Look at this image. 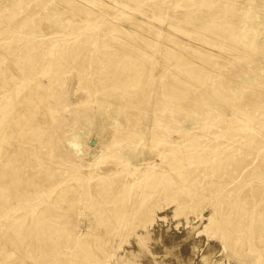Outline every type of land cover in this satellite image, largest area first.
I'll use <instances>...</instances> for the list:
<instances>
[{
  "label": "rangeland",
  "instance_id": "1",
  "mask_svg": "<svg viewBox=\"0 0 264 264\" xmlns=\"http://www.w3.org/2000/svg\"><path fill=\"white\" fill-rule=\"evenodd\" d=\"M13 1L14 0L9 4H14V6L16 4L18 7L25 5L20 2H18V5V0ZM237 1L240 4L245 0ZM109 2H113L114 5H116L119 1L108 0V3ZM251 4H253V6L259 5L255 12L250 11L245 15L242 12L241 14H237L239 18L244 16V24L237 31V38L240 40L235 38L234 40L227 41L228 43L226 42V45L217 44L215 48H213V45L211 46L209 44L211 43L209 41L211 35L207 31L199 30L197 27L189 25L186 20L181 18L189 14V9L185 8L182 4L173 5V3H171L166 9L165 15L161 14L159 18L158 15L150 18V15L149 17H145L147 21L143 19L149 22L146 24L147 26L145 25V28L149 26L148 28L150 29L152 26L154 28L155 25L161 26L162 24L163 28L165 27L164 29L166 31H170L173 37L177 35L175 37L177 38L179 36L178 39H181L182 42L185 40L184 43L186 44L183 43V45L180 42L181 45L179 43L175 46V48L177 47L176 49L174 48L176 50L175 52L181 49L177 54L180 52L181 54L179 55L183 54V56L195 55L193 57L197 56L200 60L211 58V60L219 61L220 59L219 62H222L221 64L225 62L224 64L227 65L225 67L223 66L222 69L213 68L219 73V75H215L219 78L216 81L215 78L213 79L214 76L209 79L187 77L180 63L174 60L171 61V56H168L169 54L163 56L161 52H158L160 43L157 42L155 46H151L149 43L144 42L145 47L142 46L140 49H136V53L138 55H141V53H149L152 55V58L148 59L145 63L147 68L145 67L142 70L140 66H137L135 69H129L130 76L127 84L106 86V81L103 80L100 74L101 71L98 70L99 67H93L91 64L82 67L79 64L81 62H76L78 57L72 54L71 46L68 43H64L63 45L57 43L55 50H53L55 47L53 45L50 46L48 51L45 49L36 51L35 55L32 57L26 55V43L19 47L20 50L18 48H15V50H6L3 43L10 39L6 37L8 36L6 33L0 34V53L6 55L4 62L10 63V65L13 64V69H15H12L14 72L8 71L7 75L4 74L6 75V81H0V153L3 150H10L11 146L18 147L19 144L22 145L20 150L23 151V154L24 151L34 153L32 147H36V145H31V147L29 146L26 148L25 138L21 137L20 131H13L12 127L13 121H16L18 118L14 117V115L16 116L14 111H16L17 108V98L20 96H30L28 94L29 90L33 91V96L37 94L40 98L47 95L46 101L49 105V111L51 112L49 118L50 121L51 118L54 119L49 130V142L51 144L49 143L50 146L48 145L47 148L43 147V153H46H34L35 157L40 156L39 160L45 159L47 161V168L46 166L45 168L48 172H46L45 169L41 176L38 174L40 172H36L37 176L31 177L30 180L31 182L33 180V183L29 180V185L33 186L28 185V189L26 188L28 196H26L27 194H6L5 191L0 188V264H62L61 257L64 261H67L63 264H72L73 261H81L82 258H87V256H84L80 250L74 253V249L76 247H87L88 241L76 244L75 240H72L71 233L72 231L74 233H76V231H79V233L82 231L86 232L89 226L88 224L92 222H94L95 229L102 235V238L113 241L110 244H105L102 241H92L97 252L94 253L95 255L89 260L90 264H202L203 258L207 257V254L208 256H213L211 260L214 264L218 261L224 264H251L250 262L253 255L249 253V250H246L248 249L247 247H243L242 255L245 257L240 259L236 257L237 259L233 258L234 260L232 258L229 259L227 252H224L223 248L221 250L222 242H220L218 236H214L215 231L212 228L208 229L210 224L209 221L206 220L213 211L217 210L215 207L217 200L221 201V199H219L220 192L217 190H213L214 192L211 191L212 185L210 181H212V177H214L212 174L214 171L215 173L222 171L220 178L221 180H226L225 184L229 188L242 184L243 187H245L243 188V192L246 195L251 193L261 195L262 193L260 191L264 192V162H261V160L264 159V148L261 147L264 138L259 140L261 141L259 144L247 134L248 132L246 131L243 133L239 131L238 133L240 134L238 135H226L218 145L209 144L206 147L209 149V153L206 157H203L206 154V150H203L197 153L199 154L197 158L187 157V165L184 163L170 165L171 169L166 175L158 176V178L160 177L158 182H160V185L163 184V186L160 188L156 185L152 188L151 193L154 198L150 201L154 202L150 205L153 208L151 214L145 218L143 216L134 217L130 221L128 219L129 217L131 219L133 215L132 211H135V207L133 204L127 203L122 210L120 218V222L122 220H127L122 227L121 224L117 223L118 226L120 225L119 227L116 225V228L114 227L115 229L111 227L107 228V226H104L107 223L105 221L103 222V219L99 221L97 217L102 213L100 210L105 207L107 210L111 209L110 203H102L104 197L100 194L98 198L94 197L100 201L97 206V201L95 203L93 197L89 198L85 196L83 198L80 191L75 195L67 197L66 201L59 196L58 192L62 190L65 185L70 187L73 183H79L77 180L66 182L67 179L69 180L70 177H73L72 175H75L76 161L86 165L91 164L88 166H92V163L101 156V150L98 148L95 135L88 136L77 148V144L74 143V140L82 133L83 126L94 125L99 113L105 109L109 110V108L111 112H114L119 104H121L124 109H126L125 107L129 109L128 107H132L133 105L135 107L138 106L140 110L138 108L137 110L132 109L131 112H136L135 116L138 117L139 127H151L152 130L159 129L164 130V132L168 129L166 137H168L169 140H177V132L182 129L189 130L191 133L194 132L198 125H202L200 123H203L206 127H208L209 123V127H211V124H216V122L221 120L227 110L231 111V104H229V102L234 99L237 105L241 104L240 106L244 107L240 110L243 111V113L238 111L240 114L238 112H233V114L231 111V116L233 118L236 120L240 119V121L242 120L243 122L245 121V124L250 125L251 122L246 121L248 120L247 116L250 114V116H257L263 121L264 107L262 109H253L250 105L247 106L248 104H246L245 107V104L243 105L237 98V95H239L237 91L240 85L247 87L252 85V90H257L256 86L251 82V76H254V74L258 78H261V84L258 83L257 85L264 89V74L262 73L264 69V0H252ZM60 5L61 8L65 10L66 5L63 3H60ZM90 5L92 6L91 3ZM126 5L125 3H119V5L113 9V12H111V16H113L116 24H118V26H124V28L130 26L133 19H135L134 21H138L140 16L139 11L147 8L144 4L137 2ZM0 6H3V4L0 3ZM10 12L14 15H19L23 13V10L19 8L16 12ZM125 12H127V14ZM81 16L82 14H79L77 17ZM6 18L8 17L5 16L1 19L5 21L7 20ZM45 21L47 20L45 19L44 22ZM129 22H131V24ZM235 22L238 21L235 20ZM125 23H128V25H125ZM168 23L170 24L169 26ZM176 25H181V27H177ZM211 26H219V22L212 21ZM169 27L171 29H169ZM174 28H176V30ZM4 30L5 28H3V31ZM31 30L32 27H26L24 29L18 28L15 29L12 35H15L19 39L21 37L28 39L31 38V36L36 38L43 36L39 35V33H41L40 30L29 34ZM212 30H214V28H212ZM109 31L110 30L106 31V36L110 34L109 37H115L120 34H114V32L111 34L112 32L110 31L109 33ZM107 33L109 34L107 35ZM170 34L168 33V35ZM205 35L208 36L204 38ZM207 38H209V40ZM159 40H162V38L160 37ZM113 42L115 43V40H113ZM178 46L180 47L178 48ZM201 53L207 54L206 57ZM9 55L10 57H8ZM235 55L240 56L236 58ZM226 58L231 61L229 62ZM8 59L10 61L6 62ZM19 66L21 68H19ZM0 70L2 69L0 68ZM170 70H172L173 73H171L172 71ZM15 72L16 74H14ZM175 77L178 78V81L180 79L188 80L187 83L185 82L187 85L185 84L184 86V84H182L183 88L181 87L182 85L180 86L184 91L181 95L178 94L173 96L167 94L168 91L164 93L165 90L169 88L166 82H177L175 81ZM0 79H3V74L1 73ZM141 80L143 83L140 84ZM235 80L238 81L235 82ZM221 87L227 92L228 101L219 99L218 94L213 91L217 88L221 90ZM36 90L41 93H37ZM220 92L222 93V91ZM262 94L264 95V92H262ZM214 95L216 96L214 97ZM241 96L244 97L243 94H241ZM117 102L119 104H117ZM198 102L201 104H210L207 105V112L203 109L201 112L202 115L198 116L200 118H197V115H192ZM217 106H222L223 108ZM152 107L153 109H151ZM44 109L46 108L44 107ZM151 111L152 114L150 113ZM123 112H125V110H123ZM235 114L237 115L235 116ZM237 116L238 118H236ZM200 119L202 121H200ZM261 122L260 124L263 127L259 124V130L264 129V125H262L264 121L263 123ZM126 123L132 124L133 121H128ZM232 123L231 125L234 124ZM201 134L202 137L209 136L208 129L203 128ZM142 140L143 139L132 143L128 142L129 144L123 145V147H121L122 154H118L116 150H113L108 158L105 157V160L108 159L110 162L113 161L118 163L119 161V163L123 162V164H128L130 166L128 167L132 170L137 168L136 172L133 171V173L132 170L126 169L128 172L132 173L128 174H131L129 175L130 179L135 182L141 175L143 176V174L148 173L143 177L144 179L150 178V180L143 186H134L131 184L125 187H116V189L119 188L118 191L121 190V192L130 191L133 197L134 195L143 197L144 195L141 194L151 185V180L155 181L159 174V169L164 167L167 161L179 154L177 150L162 154L161 150H154L153 144H144ZM73 145L76 146L75 150H73ZM180 145L183 144L181 143ZM190 147L191 149H195V146L193 147L191 145ZM142 153L144 155L143 158H139L138 156ZM128 154L133 157V161L128 162L124 158ZM136 155L138 158L135 157ZM239 155H242L241 158ZM144 158H147V160H143ZM2 162L4 164L6 158L0 157V163ZM15 166L21 167L18 162ZM186 166H194L195 170L186 173ZM61 168H63V170L59 174L58 171ZM55 170L57 171L56 173ZM34 171H36L35 168ZM23 173L26 176L34 174L30 170H26ZM43 173L45 176H43ZM47 173L49 177L53 176L52 178L50 177V179L53 180L46 177L48 176ZM54 174H58L59 176ZM190 176L192 179H190ZM255 176L259 178L254 179ZM43 179L45 183L49 181L48 184H45L47 188L43 185ZM192 180L198 184L197 187L199 188L200 194L196 196H192L193 194L191 196H186L185 193H182L186 189L185 182H191ZM51 181L52 183L50 184ZM206 181L207 184L205 187L203 184ZM253 181L254 183H252ZM114 182H117V179ZM37 183L39 185H37ZM95 183L96 180H91L89 182V188L91 187L93 189ZM40 185L41 188H39ZM33 190L36 193L32 194L31 191ZM112 190L113 189L106 190L105 193L108 191L111 192ZM144 198H142V200H144ZM186 198L189 199V204L186 206H184V204L180 205V199ZM177 206L180 210L175 214L174 211ZM110 211L111 210H109V212ZM110 215L114 217L112 214ZM197 217L205 218L206 221L199 222V220H194ZM107 229H112L111 231L113 232L109 234L107 233ZM114 231L116 232L114 233ZM14 233L15 237L12 235ZM241 261L242 263H240Z\"/></svg>",
  "mask_w": 264,
  "mask_h": 264
},
{
  "label": "bare ground",
  "instance_id": "2",
  "mask_svg": "<svg viewBox=\"0 0 264 264\" xmlns=\"http://www.w3.org/2000/svg\"><path fill=\"white\" fill-rule=\"evenodd\" d=\"M117 1L119 2H117L116 5H114L113 2L108 3V0H18L17 1L18 5H19L18 2L25 4L22 5L21 7H18L16 6V4L15 6L14 4L11 5L9 4L10 2H12V0H0V3L3 4L4 6V7L0 6V23H1L0 34L6 33V35H8L6 37L10 39L8 41H5V43L3 42L2 43L4 44L6 50H13V49L15 50V48H18L20 50L19 47H21L23 44L26 43L27 44L26 45L27 48H25L27 49L26 55L32 57L35 55L36 51H40L43 49L48 51V49H50V46L53 45L55 46L53 50H55L57 43H61V45H63L64 43H68L71 46L72 54L75 55V57H78L76 62L77 63L81 62L79 64L82 67H86L90 64L93 65V67H97V68L99 67L100 69L98 68V70L101 71L100 74L102 75L103 80L106 81L105 82L107 84L106 86H108V85H116V84L117 85L127 84L129 82V76H130L129 69H135L137 68V66H140V68L143 70V68L147 66L145 64L146 61L148 59H151L152 55L149 53L142 54L141 52H140L141 55H138L136 53L137 50L140 49L142 46H144V42L149 43L151 46L152 45L155 46V44L158 42L160 43L158 52H161L163 56H165V54H169L168 56H171L170 58L171 61L174 60L180 63L181 66L183 67V71H185L184 74H186L187 77L189 78L201 77V78L209 79L210 77L214 76L213 79L215 78L216 81L219 78H217V76L215 75L216 74L219 75V73L218 71L216 72V70H214L213 68L216 67L222 69L223 66L225 67L227 65L224 64L225 62L223 63L224 64L223 65L221 64L222 62H219L220 59L219 61L211 60V58L209 57L210 59L200 60V58H197V56L193 57L195 55L183 56V54L179 55L181 54L180 52L179 54H177L178 51H180L181 49L175 52L176 51L175 49L177 48V47L175 48V46H177L180 42L183 44L185 40L182 42L181 39H178L179 36L177 38L175 37L177 35L173 37L170 34V31L168 32L164 29L165 27L163 28L162 24L161 26L155 25L154 28L152 26V28L150 29L148 28L149 27L148 26L146 27L148 29H146L145 25L148 24L149 22H146L147 19H145V17H149L151 15L150 18H152V16L158 15L159 18L161 14L165 15L166 9L168 8V5H170L171 3H173V5L182 4L183 6H185V8L189 9V14L181 18L186 20V22L189 25H194V27H197V29L199 30L207 31L211 35L209 37L210 40L209 38H207L211 42L209 44L211 46L213 45V48H215L217 44L226 45L228 43L227 41L234 40L235 38L238 37L237 31L244 24V16L242 18H239L237 14H241L242 12L245 15L250 11L255 12L259 6V5L253 6L254 3L251 4L252 0H245L240 4L238 3L237 0H117ZM93 2L96 6L93 4ZM133 2L144 4L147 8L144 7L145 9H143L142 11L138 10L140 12L139 18L137 17L138 21H134L135 19L133 20L131 19L133 22L132 24L131 22H129L131 24L130 26L125 28L124 26L123 27L118 26L113 16H111L112 14L111 12H113V9L116 8V6H118L119 3H125L127 5H130ZM60 3H63L67 6V7L65 6V10L64 8H61ZM90 3L92 4V6L90 5ZM8 4L9 6L7 7ZM19 8L23 10V13L19 15L18 14L14 15L12 12H10V11L16 12L17 10H19ZM78 13L82 14V16L77 17L79 15ZM125 13L127 14V12ZM5 16L8 18H6L7 20L3 21V19L1 18ZM45 19L47 21L44 22ZM143 19L146 21H144ZM219 20L221 21V23ZM235 20H237L238 22H235ZM212 21H218L219 26L216 27L211 26ZM169 23L168 26L170 25ZM125 25H128V23H125ZM179 26L181 27V25ZM26 27H32V30L29 31V34H32L33 32L40 30L41 33H39V35H43V36L38 38L31 36V38L28 39H24V37H21L19 39L15 35L14 36L12 35L15 29L18 28L24 29ZM3 28H5L4 31ZM176 28L174 29L176 30ZM212 28H214V30H212ZM169 29L171 28L169 27ZM107 30H110L112 32L111 34H113V32L114 34L117 33L120 34L115 37L114 36L109 37L110 31L109 33H107V35L109 34L108 36L105 35ZM168 33L170 35H168ZM207 36L205 35L204 38H206ZM160 37L162 38V40H159ZM108 39H110L111 41ZM113 40H115V43L116 42L117 43L115 44ZM237 40L240 39L237 38ZM179 47L180 46H178V48ZM202 55L203 56L205 55L206 57L207 54L204 53ZM240 55L237 56L235 55V56L236 58H239ZM5 57L6 55H2L0 53V68L2 69L0 70V73L3 74V79H0V81L1 80L6 81L5 76L7 75L8 71L14 72L12 71L13 64L10 65V63L4 62L6 59ZM8 57H10V55ZM227 59L228 58H226V60ZM9 61H10L9 59L6 60V62ZM230 61L231 60H229V62ZM19 68L21 67L19 66ZM171 73H173V71ZM262 73L264 74V69L262 70ZM14 74H16V72ZM260 79L261 78L255 76V74L254 76L253 75L251 76V80H252L251 82L253 85L256 86L257 89L256 91H253L254 89L252 90V85L249 87L240 85V88L237 91V93L239 94L237 95V98L242 102L243 105L245 104V107L246 104H248L247 106L250 105L253 109L256 108L262 109L264 107L263 106L264 95L262 94V92H264V89L262 87H259V85H257L258 83L261 82ZM175 81L177 82H172V81L166 82L167 83L166 85H168L167 87L169 88L166 89L164 93L168 91L167 94H170L172 96L178 94L181 95V93L184 91L182 89L183 88L182 84H184L185 86L188 80L180 79L178 81V78H176ZM237 81L238 80H235V82ZM141 83H143L142 80L140 84ZM222 87L221 90L217 88L214 89L213 91L216 92V94H218L219 99L228 101L227 92L224 89H222ZM220 91H222V93ZM32 92L33 91L29 90L28 94L30 96L28 95L26 97L20 96L17 98V102H16L17 108L16 111H14L16 116L14 114L13 115L14 117H18V118L16 119V121H13L12 127H13V131L21 132V137H24L26 140L25 141L26 148L29 146L31 147V145H36V147H32L34 153L40 152L42 154H45L46 152L43 153V147L47 148V146L50 143L49 130L52 126L51 123H53L54 119L51 118L50 121L49 118L51 112L49 111V105L47 104L46 101L47 95L40 98L38 97L37 94L33 96ZM36 92L41 93L38 90H36ZM241 94H243L244 97L241 96ZM215 96L216 95H214V97ZM199 102L196 105L195 111L192 113V115L194 116L197 115V118H200L198 116L202 115L201 112L203 111V109H205V112H207L206 111L207 105H210L207 103L201 104ZM117 104L119 103L117 102ZM229 104H231L232 113L238 111L243 113V111L240 110L241 108L243 109L244 106H240L241 104L237 105L235 99L231 100ZM44 107L46 109H44ZM133 107L135 106L133 105L132 107H128L129 109L125 107L126 109H124V107L121 104H119L116 108V111L114 112H111L110 108L109 110L105 109L104 111L99 113V115L96 118L97 119L96 123L94 125L83 126L82 133L75 138L74 143L77 144V148H78V145L84 139H86L88 136L95 135L98 148L101 150V156L99 157L98 160L92 163L93 164L92 166H88L91 164L86 165L80 162L78 163V161H76L75 172H74L75 175H72L73 177H70L69 180L67 179L66 182L67 181L72 182V180H77L79 181V183L78 184L71 183L72 186L70 187L65 185L62 190L58 191L59 196L62 197V199L65 201L67 197L71 195H75L78 191H80V194L83 198L85 196L89 198L90 197L98 198L99 194L102 197H104V201L102 203L104 204L110 203L111 209L109 210L111 211L109 212V210H107L105 207L104 209L100 210L103 214L101 213V215L97 218L99 219V221L100 219H103V222L105 221L107 223L106 225H104L107 226V228L109 227L116 228V225L118 226V224H121L122 227L125 224L127 220L126 221L122 220L120 222V218L122 215V210L125 204L127 203L133 204V206L135 207V211H132L133 215L131 219L129 217L128 220L131 221L134 217L136 218L143 216L145 218L149 216L153 211V208L150 205L153 204L152 202H154V201H150L151 199L154 198V196L151 193L152 188L155 187L156 185L157 187L159 186L160 188L161 186H163V184L161 185L159 184L160 182H158V180H160L159 179L160 177L158 178V176L166 175L171 169L170 165H176V164L179 165L183 163L187 165V160H186L188 159L187 157L197 158L199 157V154L197 153L203 150H206V154L205 156H203L206 157V155L209 153V149H207L206 147L209 144L218 145L221 142L222 138H224V136L226 135L227 136L238 135L246 131L248 132L247 134H249L259 144L261 142L259 140L261 138H264V129L259 130L258 128L259 127L258 125L262 121L261 119H259L257 116L255 117L250 116L249 114L247 116L248 120L246 121H249L251 123L250 125H248L245 124L246 123L245 121L243 122L241 120L242 121L241 122L240 119H238L239 120L238 121L235 118H233L231 116V111L227 110V112L222 116L221 120H219V122H216V124H211V127H209L210 123L208 124L209 128L206 127L203 123H200L202 125H198L197 128L194 130V132L190 133L189 130L182 129L177 132L178 134L177 140H169V138L166 137L167 136L166 132L168 131V129L166 130V132H164V130H159V129L152 130L151 127H145V128L139 127L138 117L135 116L136 112H131L132 109L137 110V108L139 109V107L138 106L135 108ZM217 107L223 108L222 106H217ZM151 109H153V107ZM123 110H125V112H123ZM150 113L152 114V111ZM237 114H235V116ZM197 118L195 117L196 120ZM236 118H238V116ZM201 119L200 121H202ZM128 121L129 122L133 121V123L132 124L126 123ZM263 121L261 123H263ZM231 123L233 125H231ZM203 128L208 129L209 136L202 137L201 130H203ZM239 131L240 133H238ZM141 139H143L142 142L144 144L147 145L153 144L154 150H161L162 154H167L170 151H176V150L178 151L179 154L178 156H174L171 160L167 161L166 165H164V167H161L159 169V174L157 175L155 181L151 180L150 181L151 185L148 186V188L145 189L144 193L141 194L144 195L143 197L142 196L137 197L136 195H134L133 197L131 196L130 191L121 192V190L118 191V189L120 187H125L126 185H131V184H133L134 186L145 185L150 180V178L144 179L143 176L147 175L148 173L143 174V176L141 175V177H139L138 180L135 182L132 179H130L129 175H131L133 171L136 172L137 168L135 170L134 169L132 170L129 168L130 166L128 164L125 163L123 164V162L119 163V161L118 163H115L113 161L110 162L108 159L105 160V157L108 158V156L112 154L113 150H116L118 154H122L121 147H123V145L129 144L128 142L132 143L134 141H139ZM181 143L183 145H180ZM262 143L263 144H261V147L264 148V139ZM191 145L193 147L195 146V149H191L190 147ZM20 147H22V145L20 144L18 145V147L11 146L10 150L7 151L3 150L0 153V157L6 158V162H4V164L3 162L0 163V188H2L6 194L26 195L28 193V192L26 193V188L29 186H33V185H29V180L31 179V177L33 178L34 176H37L36 172H40L38 174H40L41 176L42 172H44V170L47 168L46 166L47 161L45 159L39 160L40 156L35 157V154L33 152L30 153L29 151H24L23 154L22 153L23 151L20 150L21 149ZM75 147L76 146L73 145V150H75ZM38 153L36 154L39 155ZM143 156L144 155L142 153L138 157L143 158ZM241 156L242 155H239L240 158ZM135 157L138 158L137 155ZM124 158L128 162L133 161V157H131L130 154L126 155ZM143 160H147V158H144ZM17 162L18 164H20L21 167L15 166ZM261 162H264V159H262ZM34 168L36 171H34ZM186 168H187L186 173H190L191 171L195 170L194 166H186ZM126 169L132 170V173L128 172ZM26 170H30L34 174L26 176L23 173ZM62 170L63 168H61L58 171L59 174L60 172H62ZM46 172H48L47 169ZM56 172L57 171L55 170V173ZM212 174L214 175V177H212V181H210L212 185L211 191L217 190L218 192H220L219 199H221V201L217 200V204L215 206L217 210L213 211L210 217L206 219L207 221H209L210 224L208 226V229L212 228L215 231L214 236H218L220 242H222L221 250L223 248V251L227 252L228 254L227 256L229 257V259L231 258L237 259L236 257L240 259L242 257H245L242 255L243 254L242 252H243V247L244 248L247 247L248 249L246 250L247 251L249 250V253L253 255L250 263L264 264V194H263L264 192L260 191L262 193L261 195L260 194L255 195L252 193L246 195L243 192V188L245 187H243L242 184H239L236 187H232V188L227 187L225 184L226 180H221L220 178L222 171H219L217 173H215L214 171V173ZM54 175H58V174H54ZM43 176H45L44 173ZM46 177H49V174ZM257 178L259 177L258 176L254 177V179ZM116 179L117 182H114ZM190 179H192L191 176ZM91 180H96L93 189L91 187L89 188V182ZM43 181L44 179L42 180V182ZM31 183H33V180ZM48 183L49 181H47V183H45L44 181V184L43 183L42 184L45 186V184ZM51 183L52 181L50 182V184ZM252 183H254V181ZM206 184L207 181L204 182L203 186L206 187ZM37 185L39 184L37 183ZM197 185L198 184L193 180L191 182H187V183L185 182L186 189L182 193H185L186 196H191L192 194H193L192 196H196L200 194ZM116 187L119 188L116 189ZM39 188H41V185ZM111 189H113L111 192L108 191L107 193H105L106 190H111ZM31 193L33 194L36 192L33 190L31 191ZM101 193H105V194H101ZM26 196H28V194ZM142 198H144V200H142ZM188 200L189 199L187 198L180 199L179 204L180 205L184 204V206H186L187 204H189ZM94 201L95 203L97 201L96 205L98 206L99 205L98 203H100V201L97 200L96 198H94ZM179 210L180 209L177 206L174 211L175 214H177ZM110 214H112L114 217H111ZM194 220H199V222L206 221L205 218L202 217H197ZM88 225L89 226L87 227L86 232L82 231L79 233V231H76V233H74L72 231L71 233L72 240L74 239L76 244H78L79 242L88 241L87 247L86 246L82 248L76 247L75 248L76 250L74 249L75 251L74 253L80 250V252H82L84 256H87V258L84 257L82 258L81 261H73L72 264H90L89 260L95 255L94 253L97 252L96 248L92 244V241L95 242L102 241L105 244H110L113 241L108 239L105 240L104 238H102V235L95 229L94 222L89 223ZM111 230L112 229H107L108 231L107 233L110 234V232H113ZM115 232L116 231H114V233ZM15 233L12 234L14 237H15ZM212 257L213 256L211 255L208 256L207 254V257L203 258L202 264H214L211 260ZM61 259L63 263L67 262L64 261L62 257ZM240 263H242V261ZM215 264H224V263L218 261Z\"/></svg>",
  "mask_w": 264,
  "mask_h": 264
}]
</instances>
